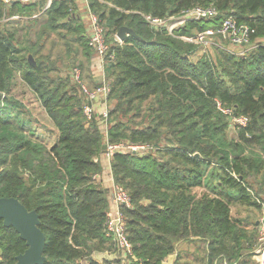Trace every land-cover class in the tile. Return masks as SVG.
Masks as SVG:
<instances>
[{
    "label": "trees",
    "instance_id": "obj_1",
    "mask_svg": "<svg viewBox=\"0 0 264 264\" xmlns=\"http://www.w3.org/2000/svg\"><path fill=\"white\" fill-rule=\"evenodd\" d=\"M47 1L0 0V20L43 15L49 28L76 35L85 55L94 53L74 0H52L44 10ZM88 2L105 25L115 54V61L105 67L107 101L114 102L106 134L95 116L87 120L88 100L77 83L78 91L69 79L51 76L33 51L32 65L29 54L15 46L14 33L0 30V197L16 198L37 211L46 236L45 264H77L82 259L100 264L86 251L90 242L114 246L104 230L109 192L95 179L102 171L103 145H149L146 154L116 153L110 161L114 182L131 198V206L122 210L136 260L127 264H162L180 241L202 243L204 264H257L252 261L257 220L233 216L231 206L260 211L257 199L264 201L248 181L250 172L260 173L262 161L241 151L242 143L264 148V0ZM210 5L220 11L218 19L191 22L177 33L204 30L232 15L255 29L252 40L259 45L246 59L222 49L215 61L202 57L193 62L189 56L197 47L153 28L141 15L163 18ZM122 26L133 29L137 38L118 43ZM17 74L55 128L52 145L19 117L21 103L10 97ZM216 99L248 118L234 139L226 131L237 126H230ZM26 248L19 234L0 221V264H14ZM181 260L178 254L174 264H186Z\"/></svg>",
    "mask_w": 264,
    "mask_h": 264
},
{
    "label": "rangeland",
    "instance_id": "obj_2",
    "mask_svg": "<svg viewBox=\"0 0 264 264\" xmlns=\"http://www.w3.org/2000/svg\"><path fill=\"white\" fill-rule=\"evenodd\" d=\"M73 3L76 6L77 14L81 17L84 26L88 30L89 24H87V16L89 15V11L87 5L85 3H81L78 0H74ZM110 5L111 4L109 3L108 6ZM36 15L37 16L34 18H25L24 20L19 19L18 21L16 20L11 22L5 21L4 19L6 18H3L0 20V30L7 29L14 33L15 46L17 48H21L22 53L29 54L31 51L36 53V59L42 60L46 63L47 67L51 69L49 73L53 77L69 79L76 87L71 71L74 67H79L83 81L89 90H94L100 86L103 81L102 78H104V81H107L105 68H103L101 65H97V63L100 62V58H98L96 54L92 52L91 55H85L82 48V42L77 40L76 35L67 33L64 30L51 29L47 26V17L43 15L38 16L39 14ZM102 25L106 32L105 25ZM199 31L200 30H192L191 34L194 35ZM86 34V39H89L88 32H86ZM212 41H214L215 45L208 46L207 53L205 54L202 53L200 47L194 45L197 47V49L189 56L190 60L196 62L202 57H208V59L215 61L222 48L235 49L218 38H214ZM107 42L109 45L111 44L109 38H107ZM29 56L32 55L29 54ZM10 97L21 103V115L19 117L26 121V127L32 131H35L36 135L39 138H42L48 145H52L56 139L55 128L42 109L36 95L21 80L20 74H17L13 81ZM113 103L114 102L108 103L107 111L113 107ZM12 113L15 115L14 111H12ZM98 119L102 121L101 118ZM108 124L109 123L104 124L103 121L101 124L99 123V125H101L102 132L105 134L106 130L108 129ZM229 124L230 126L233 125V123L230 121ZM226 133L230 139H234L238 136V127L228 128ZM162 144L165 146L167 145L165 141H163ZM241 145V151L243 155L252 157L258 162L262 161V169L260 170V173H255L253 171L250 172L248 181L253 185V189L264 196V148L262 144L256 143L250 145H245L242 143ZM231 212L233 216L240 217L242 220L245 219L248 222H254L260 217V211L258 209L235 203L231 206ZM249 227L250 229L253 228L252 226ZM88 245L89 247L86 251L88 256H90V258L93 260H103V264L106 262L104 258L107 257L108 252L112 254L117 253L115 245L113 246V244L110 242H107L104 245H99L96 242H90ZM183 250L184 251L180 252L181 258L182 256L186 258L182 261L183 263L204 264V259L201 256L204 254V246L202 243L191 242V244H184ZM252 261L255 260L252 258ZM77 264H86V259L78 261Z\"/></svg>",
    "mask_w": 264,
    "mask_h": 264
},
{
    "label": "built area",
    "instance_id": "obj_3",
    "mask_svg": "<svg viewBox=\"0 0 264 264\" xmlns=\"http://www.w3.org/2000/svg\"><path fill=\"white\" fill-rule=\"evenodd\" d=\"M6 4L12 2H20L22 4L35 3L38 0H2ZM52 0H48L44 10L48 9ZM146 22L156 29H164L168 35L181 40L186 44L196 45L201 48L203 54L207 53V47L215 45L212 39L218 38L224 43H227L230 48H222L225 51L246 59L251 50L258 47L256 41L252 40V35L255 33V29L248 23H239L237 19L232 16H226L219 19L218 24L215 26H209L204 30H200L196 34H178L180 28L185 27L191 22H201L205 20L214 21L220 17V11L213 5L201 7L197 6L191 9L182 10L177 14L168 15L163 18L152 17L151 15L143 14ZM37 15H34L36 17ZM22 19L19 16H13L7 20H19ZM88 34H89V46L92 48L98 58H100L99 64L106 67L108 63L115 61V54L110 52V45L107 42L106 32L101 24L98 16L91 11L88 15ZM116 41L122 44V41L116 36ZM73 80L80 88V92L86 97L88 103L84 107V114L87 120L92 119L95 115L91 102L97 97H102L105 101L108 99L110 88L106 81H102L101 85L94 90H89L85 85L81 70L79 67H74L71 71ZM216 107L222 112L234 126L246 127L248 118L244 115L235 114L234 109L224 106L221 101L216 99ZM107 109L101 114V119L104 124L108 121ZM101 121V122H102ZM151 150L149 145L131 144V143H119V144H107L106 157L111 159L116 153H138L143 155ZM113 193V207L107 212V218L104 226L105 235L111 239L119 253L120 257L125 258L130 262L136 260V256L133 251V245L130 242L127 230H126V217L122 210V207L131 206V198L127 190L115 182L112 186ZM260 206V217L257 220V244L252 252V258L257 264H264V201L257 199Z\"/></svg>",
    "mask_w": 264,
    "mask_h": 264
},
{
    "label": "water",
    "instance_id": "obj_4",
    "mask_svg": "<svg viewBox=\"0 0 264 264\" xmlns=\"http://www.w3.org/2000/svg\"><path fill=\"white\" fill-rule=\"evenodd\" d=\"M116 36L119 40L126 41L128 37L137 38L135 31L127 26L119 28ZM29 61L35 65L32 56ZM107 144L103 145L106 153ZM0 221L6 228H13L26 244L23 253L16 256L14 264H45L46 236L41 229V221L36 210H28L18 199L13 197H0ZM256 224H258L256 222Z\"/></svg>",
    "mask_w": 264,
    "mask_h": 264
},
{
    "label": "crops",
    "instance_id": "obj_5",
    "mask_svg": "<svg viewBox=\"0 0 264 264\" xmlns=\"http://www.w3.org/2000/svg\"><path fill=\"white\" fill-rule=\"evenodd\" d=\"M78 1H80L81 3H85L87 5V7H88V11L90 12V9H89V6H88V0H78ZM87 24H88V16H87ZM97 65L98 66L100 65L99 62L97 63ZM96 80H99V79H96ZM102 80H104V78H102ZM91 105H92V107L94 109V112H95L97 121L101 124V121L98 118H101V114L106 109H108V101H105L102 97H97L95 100H93L91 102ZM110 161H111V159L107 158L105 154H102L101 155L100 162H101V165H102V171L95 176V179H96L97 183H99L102 187L108 189V192H109V201H110V209H111L113 207V202H112V200H113L112 186H113L114 180H113L112 173H111ZM187 243L191 244L190 241H180L177 244L176 251L173 254L169 255L163 261L162 264H174V262L176 261V259L178 257V254H180L181 251H184L183 250L184 249V244H187ZM201 248H202V245H201ZM103 254H106V253H103ZM104 259L106 261H111V260L112 261L113 260L116 261L117 260V261L121 262V264H127L128 263V262H126L127 260L125 258H122V256L120 257L119 253L112 254V253H109L108 252L107 257H105ZM181 259H182L181 261H183L186 258L182 256ZM95 261H97L100 264H103L102 263L103 260L102 261L95 260Z\"/></svg>",
    "mask_w": 264,
    "mask_h": 264
}]
</instances>
